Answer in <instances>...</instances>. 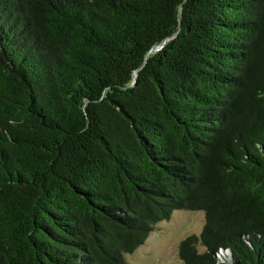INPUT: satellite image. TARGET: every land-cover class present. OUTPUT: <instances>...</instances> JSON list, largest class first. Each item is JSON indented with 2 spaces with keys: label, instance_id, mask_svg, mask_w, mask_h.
Here are the masks:
<instances>
[{
  "label": "trees",
  "instance_id": "16d2710c",
  "mask_svg": "<svg viewBox=\"0 0 264 264\" xmlns=\"http://www.w3.org/2000/svg\"><path fill=\"white\" fill-rule=\"evenodd\" d=\"M176 209L184 264H264V0H0V264H125Z\"/></svg>",
  "mask_w": 264,
  "mask_h": 264
},
{
  "label": "rangeland",
  "instance_id": "374dc122",
  "mask_svg": "<svg viewBox=\"0 0 264 264\" xmlns=\"http://www.w3.org/2000/svg\"><path fill=\"white\" fill-rule=\"evenodd\" d=\"M203 223L202 211L174 210L168 219L153 225L142 244L124 254L125 264H184L178 255L179 243L188 235H198ZM219 257L228 259L223 250L219 251Z\"/></svg>",
  "mask_w": 264,
  "mask_h": 264
},
{
  "label": "water",
  "instance_id": "95a60500",
  "mask_svg": "<svg viewBox=\"0 0 264 264\" xmlns=\"http://www.w3.org/2000/svg\"><path fill=\"white\" fill-rule=\"evenodd\" d=\"M161 45H157L154 48L151 49V51H153L154 49H157L158 47H160Z\"/></svg>",
  "mask_w": 264,
  "mask_h": 264
}]
</instances>
